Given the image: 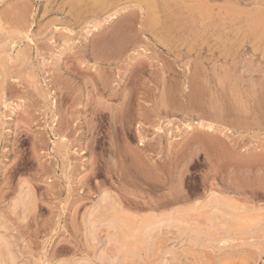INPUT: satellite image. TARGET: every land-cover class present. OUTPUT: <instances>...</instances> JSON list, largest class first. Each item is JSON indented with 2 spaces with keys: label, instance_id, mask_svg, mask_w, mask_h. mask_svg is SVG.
<instances>
[{
  "label": "rangeland",
  "instance_id": "374dc122",
  "mask_svg": "<svg viewBox=\"0 0 264 264\" xmlns=\"http://www.w3.org/2000/svg\"><path fill=\"white\" fill-rule=\"evenodd\" d=\"M83 1L0 0V235L19 263L264 264L261 234L164 225L118 254L85 223L103 192L137 226L211 194L261 218L264 0Z\"/></svg>",
  "mask_w": 264,
  "mask_h": 264
},
{
  "label": "bare ground",
  "instance_id": "6f19581e",
  "mask_svg": "<svg viewBox=\"0 0 264 264\" xmlns=\"http://www.w3.org/2000/svg\"><path fill=\"white\" fill-rule=\"evenodd\" d=\"M86 1L88 4V0H86ZM86 1H83V4ZM99 1L103 2L102 0H99ZM99 1H98V3H101ZM104 1L106 3L109 2L108 0H104ZM92 2H91V5H92ZM112 2H111V4H113ZM87 4H86V6H87ZM89 7H87V8H89ZM93 7H96V5H94ZM83 8H85L87 10V8L85 6ZM98 8H100V7H98ZM91 9H93V8L91 7ZM97 9H96V11H97ZM107 9H109V8H107ZM90 12H92V11H90ZM90 12H89V14H91ZM99 12H100V9H99ZM99 12H96V13L99 14ZM98 14H97V16L95 14V16L98 17ZM27 190L28 189H25V190L20 189V192L17 193L18 196L17 197L15 196L16 197V198H14L15 200L14 199L12 200L13 201L12 207L15 210V212L17 210H19V211L24 213L29 208L34 207V199L32 197L31 191H29V190L27 191ZM103 193H101L103 195V198H100V199H103L101 204L98 205L96 203L97 205L95 204V206H93L92 208L91 207H90V209L88 208L89 211L87 212L86 219H85L86 220L85 221L86 228H87L86 230H87L88 236H89V238L87 237V239H89V241L91 243L90 245H94L93 246V248L95 247L94 249H96L95 244L100 240L98 236L101 235V233L98 234L99 232H97V231H99V226H102V228L104 226H106L107 231L105 230L106 233H104L103 239L106 238V243L111 242L109 244H111V245L115 244L114 250H116V248H117V251L119 252L118 254H120L121 248H122V250H123V248H124V250H126V248L130 246V245H128V246L126 245L128 243L127 242L128 238H132L131 240L134 241L133 239L136 235L140 234L141 236H145L149 232L151 233V231L153 229L155 230V228H160L159 226H164V225L173 226L174 227V228L172 227L173 229H175V227H176L178 230H180V232H181L180 235H183L181 237L185 236V239H186V237L187 238L189 237L190 239L193 238L196 240V242H197V240H201L203 238L208 239L205 241V243H206L208 241L210 242L211 239H214V238L219 237V236L227 238L229 236L233 237L232 235H235L236 237H237V235H247V236L250 235V237H251V236L256 235V234H259V238L260 239L263 238L262 240L264 241V213L261 211V213L263 214L262 216L260 215L261 218L251 219L250 218L251 216L247 217V215H246L247 210L245 211L241 205H239L237 202H235L236 200L234 198L232 199L230 197H225L224 195H226V194H224V195H222V194L221 195L211 194V196L209 194L208 196H210V197H207L208 199L206 201L205 200L203 201V202H205L203 204V206H201V204H200L201 208H203V209H202V212H200L201 214H198V216H195V214H197L195 212L193 213L194 215L192 214L193 208L191 209V215H190L189 214L190 211L188 212V214L185 211H184L185 213L183 211H181L182 206H180L181 210H176L174 212L170 211V213H168V214L166 213L167 214L166 216L163 215L164 214L163 213V214H161V215H163L162 218H157V217L149 218L148 217L149 219L147 221H145L144 223H142L140 225L138 224V226H137L138 222L136 223L135 220L130 221V219H129L127 222L125 219H123L124 217L122 218L123 214L120 215L121 217H119L118 214L116 215L115 214L116 208H115V203L113 201V197L110 196L109 193H108V195H107V193H105V195ZM200 201H202V200H200ZM200 201H197L198 204ZM98 202H100V201H98ZM197 202H196V204H197ZM194 204H195V202H194ZM192 206H194V205H192ZM200 206L197 208L199 209ZM117 207H119V206H117ZM195 207L196 206H194V208ZM251 207H253V206H251ZM254 207H255V205H254ZM186 208H188V207H186ZM184 209L185 208H183V210ZM14 210H13V213H14ZM189 210H190V208H189ZM194 211H196V210H194ZM254 211H253V213H254ZM257 211H258V209H257ZM196 212H198V211H196ZM250 213H252V211ZM156 215H158V214H156ZM253 216H256V215H253ZM20 217L23 218L24 216H20ZM139 220H140V218H139ZM106 228L104 227V229H106ZM166 228H168V227H166ZM177 229H176V231H177ZM102 231H104V230H102ZM3 234L0 235V264H21L18 261L19 256L17 257V255L15 253L16 249H15V247L12 246L11 242H13V241H11V238L9 240V238L7 236H4ZM177 234H178V231H177ZM260 234H261L262 238H261ZM5 235H7V234H5ZM86 235H87V233H86ZM176 237H177V235H176ZM142 238L139 237V239H142ZM177 238H179V237H177ZM254 238H255V236H254ZM185 239H182V240H185ZM193 239H192V241H193ZM220 239H222V238H220ZM143 240H145V239L143 238ZM257 240H258V237H257ZM212 241H214V240H212ZM103 242L101 243V245H103ZM141 242H143V241L141 240ZM106 243H105V245H109ZM257 243H256V245H257ZM98 244H100V243H98ZM125 246H127V247L125 248ZM262 246H263V244H262ZM112 247H113V245H112ZM101 248H103V247H100V250L102 251ZM133 248H135V246H133ZM103 250H104V248H103ZM129 250H132V249H128V251ZM167 250L168 249H166V253L164 256H163V254L160 255L163 257L161 258V263L159 262V264H176L177 263V261H176L177 257L173 253H170V251L172 252V250L169 249V253ZM117 251H114V253L115 252L117 253ZM126 251H124V252H126ZM99 253H100V251H99ZM103 253H105V252H103ZM17 254L19 255L18 251H17ZM118 254H115V256L113 255L115 257V258L113 257L115 260L117 258L116 255L118 256ZM166 255H168V256H166ZM104 256H106V255H100L99 264H106L107 259ZM110 257H111V255H110ZM110 257H109V260L111 262L112 260ZM97 259L98 258H96V260ZM85 260H88V259H85ZM109 260H107V261L109 262ZM85 262L83 261L84 264H85ZM87 262H89V261H87ZM90 263H91V261H90ZM87 264H89V263H87Z\"/></svg>",
  "mask_w": 264,
  "mask_h": 264
}]
</instances>
